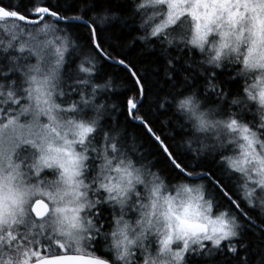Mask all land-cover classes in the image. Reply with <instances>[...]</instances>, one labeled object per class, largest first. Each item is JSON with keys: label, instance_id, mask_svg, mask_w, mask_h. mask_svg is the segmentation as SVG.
I'll return each instance as SVG.
<instances>
[{"label": "snow or ice", "instance_id": "1", "mask_svg": "<svg viewBox=\"0 0 264 264\" xmlns=\"http://www.w3.org/2000/svg\"><path fill=\"white\" fill-rule=\"evenodd\" d=\"M0 264H264V0H0Z\"/></svg>", "mask_w": 264, "mask_h": 264}, {"label": "trees", "instance_id": "2", "mask_svg": "<svg viewBox=\"0 0 264 264\" xmlns=\"http://www.w3.org/2000/svg\"><path fill=\"white\" fill-rule=\"evenodd\" d=\"M4 2H5V3H8V0H4ZM109 71H110V69H109Z\"/></svg>", "mask_w": 264, "mask_h": 264}]
</instances>
